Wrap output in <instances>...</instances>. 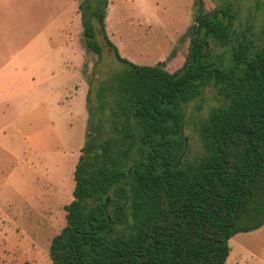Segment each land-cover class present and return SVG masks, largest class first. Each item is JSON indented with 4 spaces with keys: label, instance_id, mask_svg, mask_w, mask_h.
Returning <instances> with one entry per match:
<instances>
[{
    "label": "trees",
    "instance_id": "trees-1",
    "mask_svg": "<svg viewBox=\"0 0 264 264\" xmlns=\"http://www.w3.org/2000/svg\"><path fill=\"white\" fill-rule=\"evenodd\" d=\"M107 2L80 5L87 48L101 59L100 33L119 64L89 81L73 198L51 264H224L229 239L264 224V19L253 40L236 33L230 1L208 11L194 0L187 51L170 71L167 60L138 64L119 53L105 30ZM206 87L219 102L200 119L191 157L185 109Z\"/></svg>",
    "mask_w": 264,
    "mask_h": 264
},
{
    "label": "rangeland",
    "instance_id": "rangeland-1",
    "mask_svg": "<svg viewBox=\"0 0 264 264\" xmlns=\"http://www.w3.org/2000/svg\"><path fill=\"white\" fill-rule=\"evenodd\" d=\"M77 1L80 10L86 0ZM225 1H230L236 9V33L245 32L256 40L260 22L264 19V0H204V5L210 11ZM68 2L70 0H39L36 6L39 12H30V15H39L43 24L56 18L63 22L59 12L67 8ZM46 3L51 5L49 9L44 7ZM193 3L194 0H108L104 11L106 34L128 60L148 65L167 60L166 67L174 71L181 66L189 44V38L182 39L181 36L193 22ZM92 22L98 23L94 19ZM44 26L53 37L52 45L64 42L63 36L56 34L50 25ZM39 28L43 25L39 24ZM70 29L71 37L79 44L76 47L84 49L86 55L84 65L80 61L74 64L71 57L70 78L80 83L82 91L88 90L96 68L116 70L119 63L100 33L97 39L103 49L101 59L87 48L83 27L79 40L74 28L71 26ZM35 44L31 42L28 46ZM214 91L212 87H206L200 97L186 106L184 134L188 156L192 157L200 150L196 128L200 119L219 102ZM83 107L86 112V100ZM36 113L41 115L40 111ZM82 118V111L76 108L63 132L48 134L42 131L46 118H35L36 127L32 130L39 129L43 133L32 134L23 124L25 118L19 119V127L26 133L17 136L7 133L6 150L0 148V264H51L49 245L65 224L64 205L73 198L78 144H83L85 137ZM57 134L64 149L51 148L59 144ZM26 136L27 144L23 141ZM229 246L224 264H264V224L248 233H236L229 239Z\"/></svg>",
    "mask_w": 264,
    "mask_h": 264
},
{
    "label": "crops",
    "instance_id": "crops-1",
    "mask_svg": "<svg viewBox=\"0 0 264 264\" xmlns=\"http://www.w3.org/2000/svg\"><path fill=\"white\" fill-rule=\"evenodd\" d=\"M77 4V0H70L67 8L59 12L63 22L56 18L43 24L39 21V15H30V12H39L36 8L39 0H0L1 149L6 150L7 133L14 136L26 133L19 127V119L25 118L23 124L31 134L41 131L32 130L33 126L36 127L37 117L47 120L42 127L45 134L60 133L65 130L70 114L77 108L82 111L86 128L87 110L84 111L83 101L86 100L87 90L82 91L80 83L70 78L72 59L74 64L80 61L84 65L86 56L84 49L76 47L79 44L75 37H71V26L78 40L82 34ZM44 7L49 9L51 5L46 3ZM39 24L43 28H39ZM44 25H50L56 34H61L64 42L52 45L53 37L46 32ZM31 42L36 44L28 46ZM37 110L41 115L36 113ZM27 137L23 138L26 144ZM57 141L59 144L51 148L64 149L58 134ZM81 145L78 144L79 154ZM77 160L78 157L75 164Z\"/></svg>",
    "mask_w": 264,
    "mask_h": 264
}]
</instances>
